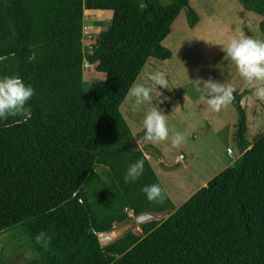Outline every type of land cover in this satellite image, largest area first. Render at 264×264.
<instances>
[{
	"label": "trees",
	"instance_id": "trees-1",
	"mask_svg": "<svg viewBox=\"0 0 264 264\" xmlns=\"http://www.w3.org/2000/svg\"><path fill=\"white\" fill-rule=\"evenodd\" d=\"M237 1L262 16L264 36V0ZM188 2L0 0V74L35 89L31 119L0 121V234L14 230L12 244L30 248L23 264H264V131L245 139L242 95L232 103L244 152L178 207L120 112L147 59L171 57L162 41L180 11L189 27L198 22ZM86 10L111 11L91 48L82 38ZM84 63L99 64L104 79L87 83ZM138 159L143 175L125 183ZM153 183L166 192L163 203L142 193ZM171 210L141 223L140 234L99 240L115 223Z\"/></svg>",
	"mask_w": 264,
	"mask_h": 264
},
{
	"label": "rangeland",
	"instance_id": "rangeland-1",
	"mask_svg": "<svg viewBox=\"0 0 264 264\" xmlns=\"http://www.w3.org/2000/svg\"><path fill=\"white\" fill-rule=\"evenodd\" d=\"M160 1L168 4L170 0ZM188 4L198 16L196 25L189 27L186 10L182 9L172 23L170 33L162 41L172 52L171 57L165 60L149 57L134 81L144 82L145 74L162 71L166 73L169 87L161 91L154 87L152 104L137 105L127 93L120 105V112L133 138L146 154L174 207L240 156L236 140L238 116L232 101L220 111H213L200 99L203 92L196 90L192 80L211 78L231 85L233 93L242 95L240 104L246 110L245 139L251 142L254 136L264 131V101L256 98L255 86L243 81L222 51L232 38L242 35L264 41L258 28L262 16L245 10L237 0H189ZM84 15L92 25L93 44L103 38L100 27L105 26L111 11L98 13L86 10ZM101 19L103 23L100 26L92 24ZM83 41L87 47V38L83 37ZM97 65L84 63V80L87 83L104 79V73ZM156 106L166 116L170 136L176 131L185 134L186 140L181 146L173 147L170 141L154 143L137 136L142 130L145 112ZM227 148L231 149V154ZM171 212L133 216L125 223H115L110 232L100 235L112 241L127 231L140 234L141 223L162 220ZM12 232L15 233L7 230L0 234V262L23 264L33 257V252L22 243L12 244Z\"/></svg>",
	"mask_w": 264,
	"mask_h": 264
},
{
	"label": "clouds",
	"instance_id": "clouds-1",
	"mask_svg": "<svg viewBox=\"0 0 264 264\" xmlns=\"http://www.w3.org/2000/svg\"><path fill=\"white\" fill-rule=\"evenodd\" d=\"M222 51L234 64L243 81L255 86L256 98L264 101V41L242 35L239 38H232L226 48L222 47ZM5 59L7 57L0 56V61ZM192 81L196 90L203 92L200 99L205 101L213 111H220L234 98V88L231 85H225L211 78ZM154 87L160 91L169 87L165 72L145 74L144 82L134 83L128 89V96L133 98L137 105L152 104L155 100ZM34 95L33 86L25 83L19 75L0 74V121H5L9 117L18 118L21 122L31 119L32 109L29 101ZM142 131L143 139L154 143L170 141L173 147L181 146L186 140L185 134L180 131L173 132L170 136L166 116L157 106L145 112ZM143 173L144 161L138 159L128 165L123 180L125 183L136 182ZM141 191L149 202L163 203L166 198V192L159 183L144 186ZM43 236L44 233H40L38 239Z\"/></svg>",
	"mask_w": 264,
	"mask_h": 264
},
{
	"label": "built area",
	"instance_id": "built-area-1",
	"mask_svg": "<svg viewBox=\"0 0 264 264\" xmlns=\"http://www.w3.org/2000/svg\"><path fill=\"white\" fill-rule=\"evenodd\" d=\"M88 18L84 15V22H83V26H82V38L85 37L87 38V47L88 48H91V30H92V25L88 22ZM227 152L229 154L232 153L231 149L230 148H227Z\"/></svg>",
	"mask_w": 264,
	"mask_h": 264
},
{
	"label": "water",
	"instance_id": "water-1",
	"mask_svg": "<svg viewBox=\"0 0 264 264\" xmlns=\"http://www.w3.org/2000/svg\"><path fill=\"white\" fill-rule=\"evenodd\" d=\"M240 134H241V124L238 125V130H237V134H236V140H237V144L239 147V153L242 154L244 152L241 143H240ZM105 238V239H104ZM99 240L100 241H109V237H102L101 235H99Z\"/></svg>",
	"mask_w": 264,
	"mask_h": 264
},
{
	"label": "crops",
	"instance_id": "crops-1",
	"mask_svg": "<svg viewBox=\"0 0 264 264\" xmlns=\"http://www.w3.org/2000/svg\"><path fill=\"white\" fill-rule=\"evenodd\" d=\"M92 12H98V13H102V11H98V10H91Z\"/></svg>",
	"mask_w": 264,
	"mask_h": 264
}]
</instances>
